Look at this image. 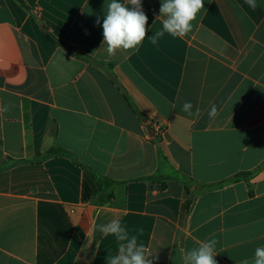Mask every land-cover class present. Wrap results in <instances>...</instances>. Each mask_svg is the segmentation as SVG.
Returning a JSON list of instances; mask_svg holds the SVG:
<instances>
[{"label":"crops","instance_id":"1","mask_svg":"<svg viewBox=\"0 0 264 264\" xmlns=\"http://www.w3.org/2000/svg\"><path fill=\"white\" fill-rule=\"evenodd\" d=\"M108 2L0 0V264H106L118 242L96 225L114 218L153 264H183L210 238L217 264L251 262L264 246V0H204L190 33L157 44L161 0H141L147 36L113 57ZM86 171L116 182L112 200Z\"/></svg>","mask_w":264,"mask_h":264},{"label":"clouds","instance_id":"2","mask_svg":"<svg viewBox=\"0 0 264 264\" xmlns=\"http://www.w3.org/2000/svg\"><path fill=\"white\" fill-rule=\"evenodd\" d=\"M245 4L255 10L257 0H244ZM132 7L129 8L128 6ZM204 9V0H161L159 17H163L162 28L152 34L149 38L152 44L170 35L173 38H183L193 30V22L198 14ZM96 23L100 24L97 18ZM148 17L142 10L141 0H110L107 3L105 16L103 18V41L109 57L116 55L118 51L137 49L147 36ZM191 102L185 101L181 111L188 116L199 117L200 109L192 111ZM5 107L0 111H7ZM218 115L215 104L210 105L208 116L214 119ZM103 236H114L118 242L115 255H107L106 264H153L154 255L142 242H138L137 235H130L126 226L120 219L114 218L105 224L96 225ZM143 234V229L139 230ZM218 241L215 238L199 241L198 247L184 252L183 264H217L215 259L216 246ZM240 264H264V246L257 247L251 262L243 259Z\"/></svg>","mask_w":264,"mask_h":264},{"label":"trees","instance_id":"3","mask_svg":"<svg viewBox=\"0 0 264 264\" xmlns=\"http://www.w3.org/2000/svg\"><path fill=\"white\" fill-rule=\"evenodd\" d=\"M127 99V101L130 103L131 107L135 108L134 105L129 101V97H125ZM252 173H240L238 175L235 176V178L233 180H238V179H241V178H246L248 176H250ZM85 184L88 183V180H94L95 181V186H96V189H95V195H101L102 197L100 198L101 201L103 202H108L110 200L113 199L114 197V194H113V191H114V187L116 185V182L114 181H111V180H108V179H99L97 178L94 174H91L89 171H86V174H85ZM104 194L106 195L104 197ZM88 195L86 194V191H85V194H84V200H88ZM190 205V202L188 201L187 203H185V209H188Z\"/></svg>","mask_w":264,"mask_h":264},{"label":"water","instance_id":"4","mask_svg":"<svg viewBox=\"0 0 264 264\" xmlns=\"http://www.w3.org/2000/svg\"><path fill=\"white\" fill-rule=\"evenodd\" d=\"M147 130H148V132L152 135V129H151L150 126H147Z\"/></svg>","mask_w":264,"mask_h":264}]
</instances>
